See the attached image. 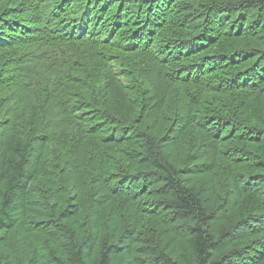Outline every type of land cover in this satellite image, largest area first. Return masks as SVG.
<instances>
[{"label":"trees","instance_id":"trees-1","mask_svg":"<svg viewBox=\"0 0 264 264\" xmlns=\"http://www.w3.org/2000/svg\"><path fill=\"white\" fill-rule=\"evenodd\" d=\"M118 1L65 51L4 5L0 264H264V0Z\"/></svg>","mask_w":264,"mask_h":264},{"label":"rangeland","instance_id":"rangeland-1","mask_svg":"<svg viewBox=\"0 0 264 264\" xmlns=\"http://www.w3.org/2000/svg\"><path fill=\"white\" fill-rule=\"evenodd\" d=\"M28 0H1L0 1V15L3 13L4 5L6 4H16L18 2H24ZM65 0H46L45 2L40 0H33L34 4L37 6L36 11L38 12V19L36 20V23H42L43 18L47 14L52 18L53 15L57 13V9L61 7L62 2ZM98 0H84L83 3H81L78 0H69L65 7L63 8L61 14L63 17H68L66 20H56L52 21L51 25H42L38 30L33 31L32 30V24H28V27L26 31L29 32L30 35H32L37 42L40 44L41 47L46 46L51 48L52 50H61L66 49L71 43L72 40L66 37H61L60 35H68L71 33H77L80 32L82 29V26L84 25V28L86 29L88 27V24L92 21L89 19V11H92V9L95 6V3ZM118 1V0H117ZM121 0L118 1L119 5ZM149 4L145 2V0H141L139 2L140 4ZM138 4H132L129 7L130 12L138 13V10H136L134 7H137ZM149 6V5H148ZM105 8V7H103ZM46 12V14H45ZM127 12V11H126ZM116 12L113 14L115 15ZM30 14L26 13L23 15V17H28ZM124 18V22H126L128 14L121 15ZM103 18H107L103 16ZM146 17L143 16L141 21L145 20ZM17 21V20H16ZM128 21V20H127ZM138 22V20H137ZM116 25H119L117 22ZM16 46H14L13 51L14 54H27V55H33V52L31 50V46L27 39H21L19 41H16ZM135 45L134 40H130L128 42L127 47H132ZM154 52L156 54H160L161 50L159 48V45L157 44L154 48ZM44 56L46 59H49V56L47 53H44ZM113 68L117 69L120 67V61L116 60L113 63ZM29 99L33 98L34 95L30 92L28 94Z\"/></svg>","mask_w":264,"mask_h":264}]
</instances>
